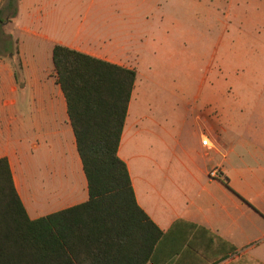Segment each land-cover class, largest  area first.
Here are the masks:
<instances>
[{
    "label": "crops",
    "instance_id": "obj_1",
    "mask_svg": "<svg viewBox=\"0 0 264 264\" xmlns=\"http://www.w3.org/2000/svg\"><path fill=\"white\" fill-rule=\"evenodd\" d=\"M250 3L264 12V0H186L188 11L197 19L205 14L212 29L233 5ZM136 5L93 0L76 18L71 0H19L13 19L18 76L11 60L0 56V158L8 159L31 220L89 199L66 99L49 62L53 49L63 45L136 71ZM102 9L128 18L126 34L112 30L116 18H103ZM230 36L220 34L213 49L226 47ZM256 37L264 54V34ZM185 39L194 44L196 36ZM134 90L118 155L138 205L162 231L149 264H264V96L242 97L239 106L247 110L224 104L191 111L183 124L195 126L174 130L145 120L133 104ZM205 137L209 146L202 144Z\"/></svg>",
    "mask_w": 264,
    "mask_h": 264
},
{
    "label": "trees",
    "instance_id": "obj_2",
    "mask_svg": "<svg viewBox=\"0 0 264 264\" xmlns=\"http://www.w3.org/2000/svg\"><path fill=\"white\" fill-rule=\"evenodd\" d=\"M4 2L0 36L18 14L19 0ZM2 46L18 76L12 40ZM52 61L89 199L31 220L8 159L0 158V264H149L162 231L138 205L127 164L118 155L137 72L63 45L54 47Z\"/></svg>",
    "mask_w": 264,
    "mask_h": 264
},
{
    "label": "rangeland",
    "instance_id": "obj_3",
    "mask_svg": "<svg viewBox=\"0 0 264 264\" xmlns=\"http://www.w3.org/2000/svg\"><path fill=\"white\" fill-rule=\"evenodd\" d=\"M92 1L71 0L76 6L73 17H82ZM135 1L136 27L131 43L141 61H136L138 67L135 65L137 81L133 96L140 105L135 101L133 104L137 110L141 106L145 120L153 119L157 123L154 125L174 130L192 128L194 124H183L185 114L191 111L206 113L214 105L224 104L232 106L231 111L247 110L239 106L242 97L264 96V85H257L256 82L261 80L264 83V65L259 66L264 62V54L256 37L259 32L264 34V12L260 8L252 3L240 7L233 5L230 15H221L212 29L213 22L209 24L205 14L201 13L197 19L188 11L186 0H181L185 3L184 7L175 3L176 0ZM4 4V0H0V12ZM100 9L95 10L98 12ZM104 12L103 9L100 12L103 18L107 17L110 21L116 18L112 30L119 29L126 34L128 18L125 19L120 12ZM140 15H146L148 20ZM2 16L6 18L7 14L3 12ZM13 21L8 20L4 25L5 35L0 36V54L9 59L2 45L4 40L11 39V50L15 54L13 62L21 71ZM209 32L215 33V37ZM223 33L231 35L223 40L228 42L227 48L217 44L214 50L213 43L221 41L218 36ZM187 36H196L195 43L190 39L186 41ZM49 62L53 64L52 58Z\"/></svg>",
    "mask_w": 264,
    "mask_h": 264
},
{
    "label": "built area",
    "instance_id": "obj_4",
    "mask_svg": "<svg viewBox=\"0 0 264 264\" xmlns=\"http://www.w3.org/2000/svg\"><path fill=\"white\" fill-rule=\"evenodd\" d=\"M202 144L204 145V146H209V140L205 137V138H203V140H202ZM211 175L213 176V175H215V173L214 172H211Z\"/></svg>",
    "mask_w": 264,
    "mask_h": 264
}]
</instances>
